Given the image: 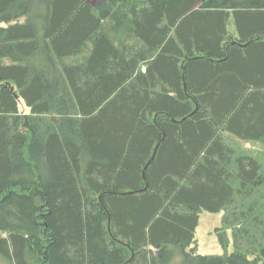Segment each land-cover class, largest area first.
<instances>
[{"label":"trees","instance_id":"16d2710c","mask_svg":"<svg viewBox=\"0 0 264 264\" xmlns=\"http://www.w3.org/2000/svg\"><path fill=\"white\" fill-rule=\"evenodd\" d=\"M0 256L264 264V0H0Z\"/></svg>","mask_w":264,"mask_h":264},{"label":"rangeland","instance_id":"374dc122","mask_svg":"<svg viewBox=\"0 0 264 264\" xmlns=\"http://www.w3.org/2000/svg\"><path fill=\"white\" fill-rule=\"evenodd\" d=\"M98 1V0H97ZM245 147L252 148V145L245 143ZM222 217L223 213H210L202 212L200 214V223L196 232V242L199 246V254L201 255H223L225 253L222 248L219 237L216 235L218 229L222 227ZM226 238L229 240L228 252L232 253L234 251L232 232L228 231ZM0 264H11L7 260L0 256ZM176 264H181L180 261Z\"/></svg>","mask_w":264,"mask_h":264}]
</instances>
